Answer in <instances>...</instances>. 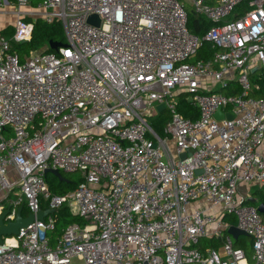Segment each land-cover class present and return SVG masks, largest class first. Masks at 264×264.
Listing matches in <instances>:
<instances>
[{
    "label": "built area",
    "instance_id": "2783aa9c",
    "mask_svg": "<svg viewBox=\"0 0 264 264\" xmlns=\"http://www.w3.org/2000/svg\"><path fill=\"white\" fill-rule=\"evenodd\" d=\"M14 3V33L0 37V216L55 213L3 238L0 264H247L226 214L264 264V217L239 197L241 184L264 185V96L253 95L254 73H264V0ZM185 3L211 25L203 35L189 29ZM38 19L61 23L65 46L22 61L15 46L31 41ZM205 43L214 54L198 60ZM230 83L239 94L223 92ZM182 98L195 118L179 112ZM163 104L159 133L147 112L160 115ZM48 169L82 181L54 194ZM63 207L83 223L51 242ZM202 237L222 238L221 249L199 250Z\"/></svg>",
    "mask_w": 264,
    "mask_h": 264
},
{
    "label": "trees",
    "instance_id": "16d2710c",
    "mask_svg": "<svg viewBox=\"0 0 264 264\" xmlns=\"http://www.w3.org/2000/svg\"><path fill=\"white\" fill-rule=\"evenodd\" d=\"M246 5L239 8L238 11L245 8ZM188 26L191 32H193L194 34L203 35L205 31L211 25L209 24L207 20L195 15L192 12H188ZM10 29L11 27H8L2 30L1 34L4 35L8 31H10ZM51 42H58V43L65 44L66 36H65V32H64V28L62 24L53 23L49 25L45 23L44 21H42L41 19H38L35 23L31 41L28 43L21 44L19 46H15V52L19 55L21 60L24 61L25 57L28 56L30 52L34 50L48 48L47 52H52L53 50L50 49L49 47V44ZM214 51L215 50L211 47L210 44L205 43L203 47L199 50L195 58L198 60L207 61L213 56ZM253 82L258 83L260 86V90L255 91L253 95L255 97L264 96V73H262L261 75L258 74V72L254 73ZM239 93H240L239 90H232L231 92L227 94H239ZM179 112L186 117H193V118H195L198 114L197 109L191 103H189V101H187V99L185 98H182L179 103ZM45 178L49 185L50 190L54 194H59V195L66 194L74 190L76 186L82 181L81 177L78 182H74L70 177L66 176L67 181L64 182V181H60L57 177H55L52 174H48ZM255 195L257 197V203H252L251 201L248 200L246 201V204L250 206H254V207H258L260 204H264V188L256 191ZM27 213L29 212H27L24 208L23 215H27ZM55 219H56L55 229L50 232L51 242H54L55 238L61 236L63 229H65L68 225L73 224V223H77V224L83 223V220L81 219V217H79L76 214L71 213L68 207L61 208L55 214ZM223 220L228 225H236L237 223L236 219L232 215H229V214L224 215ZM200 241H201V244L200 246L197 245V248L203 252H205L209 248L219 249V246L221 245V240H215L214 238L202 239ZM248 243H249V238L242 237L238 241L235 242V246L237 248L243 249L244 252L246 253V256L250 258ZM249 260L250 262H252L251 258Z\"/></svg>",
    "mask_w": 264,
    "mask_h": 264
},
{
    "label": "water",
    "instance_id": "95a60500",
    "mask_svg": "<svg viewBox=\"0 0 264 264\" xmlns=\"http://www.w3.org/2000/svg\"><path fill=\"white\" fill-rule=\"evenodd\" d=\"M88 22L90 24H94L95 26H100V20L96 15H92L89 17ZM61 46H65L62 43H58V42H51L49 44L50 49L57 51L59 47ZM158 111L160 113H162L165 109H166V105H159L157 107ZM228 119H233L234 118V113L233 112H229L227 114ZM215 118L217 120H221L224 118V113L221 110H218ZM191 154V151L189 152ZM186 157L185 154L182 155V159H184ZM48 174H52L55 177H57L60 181H67V178L58 170H52V169H48L44 172V175L47 176ZM251 202H254V199H251ZM259 213H261L264 216V204H260L257 207ZM23 210L24 207H20L17 210V216L16 219L14 221H8L5 222V218L9 213V209H7L1 216H0V243L3 242V238L5 237H11V236H17L20 233V230L23 228L28 227L29 225H31L35 219H39V220H43L47 215L49 214H53L55 213L54 210H45V211H40L38 214H33L30 213L28 216L24 217L23 216ZM228 233L234 238V239H238L240 236H246L248 237V235L246 234L245 231L239 229V227L237 226H231L228 230Z\"/></svg>",
    "mask_w": 264,
    "mask_h": 264
},
{
    "label": "rangeland",
    "instance_id": "374dc122",
    "mask_svg": "<svg viewBox=\"0 0 264 264\" xmlns=\"http://www.w3.org/2000/svg\"><path fill=\"white\" fill-rule=\"evenodd\" d=\"M186 5V8L189 12H192V8L191 6L188 4V3H185ZM2 8H0L2 10V17L6 20V23L9 24V25H12L10 31H8L7 33L4 34V37H6L7 39H11L13 33H14V26H15V23H16V13H18V7L15 5H12V4H7L5 5V7L1 6ZM4 10V11H3ZM193 13V12H192ZM211 82V80L209 81ZM148 115H151L153 116L152 119H149L150 123L153 125L154 128L157 129V131H159V133H162V129H163V126L165 125V123L167 122L169 116H168V113L167 111H164L162 113V115H158L157 112H147ZM168 117V118H167ZM62 174L66 177H70L74 182H78L79 179H80V175L78 173L76 174H67V173H63ZM243 187H251L250 185L248 184H242ZM258 186V185H257ZM263 186V185H262ZM247 189V188H246ZM246 189L244 190V188H242V190L240 189L241 191V198H243V196L247 195V191ZM13 199H16L17 198V195L16 194H13L12 197ZM49 237H50V233H49Z\"/></svg>",
    "mask_w": 264,
    "mask_h": 264
},
{
    "label": "crops",
    "instance_id": "0c3cea01",
    "mask_svg": "<svg viewBox=\"0 0 264 264\" xmlns=\"http://www.w3.org/2000/svg\"><path fill=\"white\" fill-rule=\"evenodd\" d=\"M1 3L3 4V5H1ZM8 4H12V5H16L15 3H14V0H8ZM5 5H7L6 3H5V0H0V8H2L1 6H3V7H5ZM4 11V10H3ZM2 10L0 9V37H4V35H2L1 34V31L2 30H4V29H6V28H8V27H12V25H9V24H7L6 23V20L2 17ZM16 20L18 19V15H17V13H16ZM16 24V23H15ZM14 28H15V26H14ZM15 30V29H14ZM232 90H239L238 89V87H237V85L236 84H234V83H230V85H229V87H228V89H226L225 91H223L224 93H229V92H231ZM250 185V184H249ZM252 185V184H251ZM250 185V186H251ZM242 188H244V190L246 189V191H247V195H245V196H243V198H241L242 196H241V191H240V189L242 190ZM264 188V185L263 186H257V185H252L251 187H249V186H247V187H243V185L241 184L240 186H239V197L241 198V200L246 204V201H251V199H254V202H252V203H257V197H256V195H255V192L256 191H258L259 189H263ZM248 205V204H247ZM25 210L28 212V210L25 208ZM29 215V213H27V215H23V216H28ZM237 222V221H236ZM231 226H234V225H230V227ZM235 226H237V223H236V225ZM228 233V232H227ZM228 235H230L229 233H228ZM231 236V235H230ZM232 237V236H231ZM242 237H246V236H240L237 240L236 239H234L233 237H232V239H233V242H234V245H235V242L236 241H238L240 238H242ZM210 238H214L215 240H221V245L219 246V249H221V247H222V243H223V240H222V238H218V237H202L200 240H202V239H210ZM248 238H249V252H250V258H251V260H252V262H250V258L247 256V264H255V261H254V259H253V249H252V239L248 236ZM200 243H198V245L200 246V244H201V241H199Z\"/></svg>",
    "mask_w": 264,
    "mask_h": 264
}]
</instances>
